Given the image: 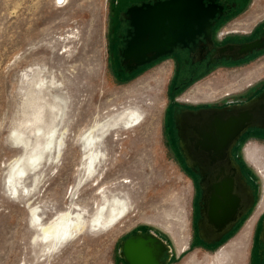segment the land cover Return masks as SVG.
I'll list each match as a JSON object with an SVG mask.
<instances>
[{
  "label": "rangeland",
  "instance_id": "374dc122",
  "mask_svg": "<svg viewBox=\"0 0 264 264\" xmlns=\"http://www.w3.org/2000/svg\"><path fill=\"white\" fill-rule=\"evenodd\" d=\"M237 1V10L217 31L251 37L264 26V0ZM112 2L0 0V264H127L120 243L139 231L154 232L170 246L167 264H253L252 244L264 214V170L256 166L264 164V136H248L239 150L255 186L253 204L229 234L208 247L195 231L197 188L168 140L165 116L173 103L186 99L194 105L254 97L264 88V49L203 69L179 89L172 83L170 56L118 76L108 39ZM37 73L59 85L65 101L55 134L65 130L59 156L35 134L36 124L50 121L51 93L57 92L45 83L36 97ZM36 108L39 121L33 118ZM13 129L27 137L26 149L11 137ZM84 135L94 136L101 160L93 179L83 164ZM249 148L257 149L255 161L247 157ZM38 153L33 177L27 171L22 186L14 183L11 162ZM104 195L127 204L117 224L91 226L51 250L32 241L33 206L44 221L66 210L89 219Z\"/></svg>",
  "mask_w": 264,
  "mask_h": 264
},
{
  "label": "water",
  "instance_id": "95a60500",
  "mask_svg": "<svg viewBox=\"0 0 264 264\" xmlns=\"http://www.w3.org/2000/svg\"><path fill=\"white\" fill-rule=\"evenodd\" d=\"M222 6L215 0H148L130 4L119 14L128 21L121 65L126 72L160 56L187 49L193 58L209 53L207 64L218 59L239 60L264 48V33L239 43L214 47L211 26ZM205 48V49H204ZM186 157L200 167L202 194L199 237L215 243L232 229L253 204V194L229 151L249 127L264 128V90L245 104L230 109L184 111L176 115ZM198 159V160H195ZM227 164V167L221 165ZM170 246L154 232H137L120 243L119 252L128 264H167Z\"/></svg>",
  "mask_w": 264,
  "mask_h": 264
},
{
  "label": "flooded vegetation",
  "instance_id": "af4514ba",
  "mask_svg": "<svg viewBox=\"0 0 264 264\" xmlns=\"http://www.w3.org/2000/svg\"><path fill=\"white\" fill-rule=\"evenodd\" d=\"M142 1H148V0H140V1L127 0L124 6H123L122 0H113L112 2V18H111V22L109 26L108 39H109V45H110L109 46L110 61L112 64V68L115 70L118 76L123 75V72H124V68L121 65V52H122V49L125 47V38H126L127 30L132 29L128 21H123L119 19V14L121 11H124L127 8V6H129L130 4H133V3L140 4ZM215 2L218 5L222 6V13L220 15L216 13V16L214 18L215 22L211 26V37L213 40L214 47L221 46L226 43H239V42L248 41L264 33V26L261 27L262 29L258 28L256 31V34L251 37L250 36H241V37L240 36H232V37L225 36V34L229 33L230 31L234 32L235 30H223L218 33L217 30L219 26H221V23L224 22L229 17H231L232 14L237 10L238 1L237 0H215ZM257 52L258 51H254L251 54V56ZM168 56L172 57L173 59L174 71H173V76H172V83L175 84L174 87L176 89L177 88L179 89L180 86L188 82L190 79L196 76L203 69H209L210 67L214 66L215 64L221 61H225V62L232 61V60H226L224 58H221V59H218L215 63L207 64L209 60V53L206 54L205 56H202L201 53H197L192 58L189 55V52L187 49H180L177 47L175 48L173 53L160 56L156 60L138 67L132 73L135 74L139 71H142L148 65L154 64L158 62L159 60H161L162 58L168 57ZM263 90L264 88L260 90L255 96H257ZM249 100L225 101L221 104L211 103V104H194L193 105V104H188V99H186L185 103H182V102L173 103L166 112L165 125H166V134H167L168 140L174 143L182 165L185 167L187 171H189L192 174L193 180L197 188V198H196L197 200L195 203L197 217H195V231L198 235H199L198 221L201 217V210H202V205H201L202 204L201 199H202V194H203V188L201 186L202 175L200 174V167L198 163H192L191 161H189V159L185 155V152L182 148V144L180 141L177 124H176V115L183 114L184 111L198 112L201 110H209V109H225V108L230 109L232 107L243 105ZM255 134L264 136V128L249 127L245 132H243L238 137V139L235 141V143L232 145L229 151V158L231 159L232 165L238 168L239 172L241 173V177L245 180L247 187L251 190L253 194V201L256 196L255 186L251 183L247 175L246 167L244 166V163L241 157L239 156V150L244 140L248 136L255 135ZM256 152H257L256 148H249L247 150V157L255 161ZM195 160H198V159H195ZM259 163L261 164V162ZM259 163H256V166L259 168V172H263L264 164L260 165ZM221 165H224V167H227V164L225 163H222ZM261 176L264 177V173H262ZM244 215L245 214H243L239 218V220L233 225L232 229L228 231L222 237V239L238 225V223L244 217ZM241 233L243 234L244 231H241ZM202 242L208 247H212L216 243V242L206 243L203 240ZM252 247H253L254 256H255L253 259V262H254L253 264H264V214L262 215L260 220L257 222V227H256Z\"/></svg>",
  "mask_w": 264,
  "mask_h": 264
},
{
  "label": "bare ground",
  "instance_id": "6f19581e",
  "mask_svg": "<svg viewBox=\"0 0 264 264\" xmlns=\"http://www.w3.org/2000/svg\"><path fill=\"white\" fill-rule=\"evenodd\" d=\"M45 83L47 84V82H44L43 78L40 77L37 73L33 79V85L38 87L37 90L33 91L35 92L36 97L41 96V86L45 85ZM46 87L49 90H51V87H53L57 92L51 93L53 101L50 102V121H48L46 124H36L35 134L44 137L43 146L49 151V153L51 152V149L55 147L58 150L57 156H59L61 153V147L59 148V146L61 145L60 136L64 134L65 130L62 129V131H60V133H58V136L56 137L55 134L57 132V119L63 112L65 101L60 92L61 88H59V85H55L54 82L50 81L48 82ZM41 116L42 115L40 114V111L37 108L34 109V120L39 121ZM92 130L93 128L90 129V132H92ZM10 135L14 140H16L18 147H20L21 149L27 148V137L20 136L15 129L11 131ZM93 137V135H84L83 137V164L85 165L86 171L87 169L90 170L88 174L91 175L92 179L96 178V174H94L96 170V162L97 164L101 162L99 151L96 148ZM40 156L41 153H38L35 155L24 157V160L21 156L14 159L9 166L10 177L12 178V181H14V183H19L22 186V182L28 178V176H26V178L22 180V175H24V173L27 174V171H29L33 177V170L38 169L40 166ZM21 161H23V163L25 162L26 166H21ZM37 172L35 173V180H39L40 178V175ZM22 188L27 189V186L24 185V187ZM111 198L112 199H110L108 195H104L101 205L96 208L89 219L82 212H73L71 210H66L63 212H59L57 216L55 215L56 217L53 216L49 220L44 221L41 213L37 211V207L33 206L31 210L32 212L30 216V222L33 225L35 234L33 235L32 241L40 240L42 243H44V250H51V248H55L59 244H62L64 240H74L83 231H85V229H88L91 226L110 227L111 225L117 224L126 215L125 213L128 211V208L127 204L121 198L114 196Z\"/></svg>",
  "mask_w": 264,
  "mask_h": 264
},
{
  "label": "trees",
  "instance_id": "16d2710c",
  "mask_svg": "<svg viewBox=\"0 0 264 264\" xmlns=\"http://www.w3.org/2000/svg\"><path fill=\"white\" fill-rule=\"evenodd\" d=\"M124 74V73H123Z\"/></svg>",
  "mask_w": 264,
  "mask_h": 264
}]
</instances>
